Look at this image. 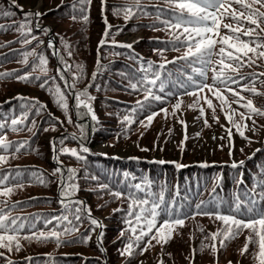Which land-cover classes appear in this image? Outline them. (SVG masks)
I'll use <instances>...</instances> for the list:
<instances>
[{
	"label": "trees",
	"instance_id": "16d2710c",
	"mask_svg": "<svg viewBox=\"0 0 264 264\" xmlns=\"http://www.w3.org/2000/svg\"><path fill=\"white\" fill-rule=\"evenodd\" d=\"M39 1L41 4L35 8ZM134 2L135 0H106L107 6L102 13L99 0H91L90 4L84 5H81L79 0H16V7L11 6L10 0H0V26H3L0 28V73L14 72L16 76L40 77V80H33L31 83L21 82L15 77L0 78V123L5 121L10 123L11 118L21 114L25 101L16 99L18 96L35 98L47 106L39 115H35L33 110L21 131L13 132L10 127L0 129V136L6 137L7 141L14 144L28 141L25 148L15 156L12 155L14 149H10L7 163L0 164V176L7 175L9 179L5 184L13 188L10 197H0V201H7L6 205L0 203V208H3L5 213H10L12 217L19 218L18 222L25 224V228L19 234L20 250L13 249L9 252L0 248V252L4 253V257H0V264H7L8 260L13 261L14 264H135L145 257L156 258L166 255L171 259L178 253L184 255L186 261L180 263L179 260L172 264H229V262L257 264L252 256L256 251L254 245L249 244L248 252L243 256L240 255L246 237L249 236L248 230H244L237 238L227 242L226 248L221 249L219 238L213 241L205 237L208 236L207 230L215 233L222 227V222L215 220L214 217L210 219L208 216L194 213L195 206L201 202L206 204L208 209H212L216 202H220L221 211L226 214L229 207L234 206L237 197L245 207L250 198L256 199L259 206L264 207V201L259 200L260 194L264 192V183H262L264 182V138L262 143L250 153L240 154L241 157L235 162L244 161V164L236 169L230 167L232 163L225 153L219 157L213 155L205 160L204 164L209 165L208 167H201L202 164H198L188 151L182 155L180 164L184 167L181 168H177L174 160L168 158L165 147L160 152V158L150 156L155 147L143 143H147L149 139V144H153L159 139L157 136L159 130L168 126L176 116V113L172 114L174 104L181 100V107L187 108L197 100L196 96L183 94L184 89L180 84L187 81L188 76L199 80L193 68H199L201 65L177 59L187 49L177 46V50L170 43L173 39V31L178 34L180 30H170L163 23L173 16V10L166 0H140L142 8L133 9V16L127 20L123 12L119 16L113 15L114 6L123 7ZM4 11L12 15L3 16ZM29 11L44 15L31 18L32 33L30 36H24L18 31V25L24 22V12ZM83 15L88 16L86 23L82 20ZM73 16L76 20L72 19ZM105 16L112 28L108 44L98 49L105 31ZM230 22V20L224 21V23ZM37 23L40 29H49L48 33L39 30L36 27ZM226 32L227 30L221 28V35ZM32 36L37 39L32 40L30 44L24 43L26 39L31 40ZM125 36H135L136 40L132 43H124ZM113 40L116 44H131L132 48L113 47L111 46ZM50 41L54 48L48 47ZM64 42L68 44V48H65ZM54 51L58 54L54 55ZM33 52L35 54L28 55L27 63H24L25 54ZM40 55L48 61L46 75L39 68H35L39 63ZM98 56L99 70H97ZM61 57L71 66V69L65 72V79L69 83H72L73 75L77 74L76 65L83 66V77L76 81L75 89L65 90L64 81L59 78L57 69L63 70ZM149 61L153 65L148 73L149 78H155V74L159 75L153 92L163 97V102H146L143 109L135 112L134 123L127 126L121 123L122 118L136 107L137 101H144L145 96L143 90H133L130 84L137 83L141 79L144 75L141 67H146ZM169 61L174 62L169 63ZM161 64L165 66L160 68ZM94 72L96 77L93 80ZM250 73L257 75L264 73V59L257 60L251 67H243L239 71V76L248 77ZM212 75L209 69L206 81L208 84L212 83ZM53 77L55 80L52 79ZM43 80H48L47 87L54 88L59 84L61 90L65 92L72 124H68L64 112L56 105L53 96L46 88L39 87V83ZM240 83L251 85V80L245 79ZM161 84L163 91L160 90ZM254 86L258 92L264 93V76H259ZM232 87L238 86L232 85ZM85 88L95 97L91 104L99 123L93 122L90 116H83L81 119L74 106V95L69 94V91L74 93ZM203 93L212 99L216 107V116L219 115L217 109L220 106L219 101L208 93L207 89ZM226 95L229 97L228 103L236 109L238 119H241L239 114L246 113L247 110L232 103L230 93ZM241 95L245 97L242 103L251 99L255 107L264 111V95H253L247 91L242 92ZM162 108L168 110L167 118L160 111ZM224 108H228L227 105ZM84 111L86 110L80 109L81 113ZM153 112H158L159 115L154 117L149 127H142L140 121L147 123L146 116ZM205 114L206 118L212 117V110L207 107ZM251 117L264 118L261 115ZM54 118L63 121V125L57 123ZM33 120L36 126L29 131ZM78 124L85 126L83 144L90 151L82 153L84 160H77L69 155H61L60 160L65 169L77 170L76 183L79 190L71 199L83 201L84 205L91 209V216L104 225L103 229H96L94 233L89 232L91 226L86 214L82 215L81 221L76 222L72 214L62 206L59 176L52 175L57 164L50 142L73 133L79 136L80 132L76 127ZM52 126H55V131L51 130ZM45 128L49 130L44 131ZM130 140H137L141 145L138 144L137 150L127 156L115 155L110 150L100 152L95 149L102 141L114 146L125 144ZM65 145L78 151L80 148V142L71 139L66 140ZM0 154L4 153L0 152ZM159 161L165 163L161 164ZM33 172L42 174L46 184L38 183L32 176ZM92 177L97 179L93 180ZM241 179L243 183L239 182ZM103 184L109 185L113 191H121L125 195L133 192L140 199L149 201L158 202L162 195L164 200L162 206L173 208L182 215L186 213L188 218L185 219L182 227H176L171 233V239L163 246L153 241L154 246L143 254H140L139 248L134 247L135 254L132 257L121 256L120 251L129 242L128 237L131 235L129 232L124 237H120L121 229L127 227L124 220L129 201L124 196L116 199L108 191H101L100 185ZM135 184H141L145 187V191L137 192L132 187ZM70 207L74 208L75 205ZM115 209L121 211L114 212ZM63 215H68L79 230L62 239L76 240L78 237L91 235L88 243L75 242L58 247L55 242L38 243L34 239L30 241L22 238L33 232H47L53 228L63 230L64 226H71L67 225V222L57 226L53 218ZM49 220H52V223L46 224L45 222ZM32 225L35 227L33 228ZM201 227L203 232L200 231ZM101 231L104 233L105 251L103 252L97 247L96 239ZM196 238L198 240L194 249L197 253L202 242L206 247L203 248L204 253L200 257L190 260L189 246ZM146 239L141 242V247ZM213 244L216 245V253L211 251Z\"/></svg>",
	"mask_w": 264,
	"mask_h": 264
},
{
	"label": "snow or ice",
	"instance_id": "6c2138e0",
	"mask_svg": "<svg viewBox=\"0 0 264 264\" xmlns=\"http://www.w3.org/2000/svg\"><path fill=\"white\" fill-rule=\"evenodd\" d=\"M168 5L173 10L172 19L163 21L167 28L170 30H180L177 34L173 31V39L170 43L173 44L174 48L177 46H183L187 50L180 57L179 60L190 61L193 64H199L201 67L193 68V72L197 74L200 78L199 80L193 79L192 76H188L187 81L182 82L180 87L184 89L185 95L196 96L197 100L189 105L190 108H197L199 106V93H203L207 89L208 93H211L215 97L221 107V111H224V106L231 110L232 114L225 112V119L236 129L242 138L248 139L244 135L241 123L233 119V115L236 113V109L231 108V104L228 103V95L230 93L232 97V103L237 104L239 107L246 109L245 112H241L239 115L241 121L251 119L252 115L264 116V111L254 106L253 101L248 99L246 102L245 97L241 95L242 92H250L253 95H264L260 93L255 88L254 84L259 76H264V73L257 75L256 73H250L248 77L239 76V71L245 67H251L256 63L257 60L264 59V0H166ZM11 6L16 7V0H10ZM81 5L90 4L91 0H79ZM106 0H101V12L103 13L106 9ZM142 8L140 0H135L133 4H128L123 7L113 8V15L119 16L121 12L124 14L125 20L133 16V9L140 10ZM23 12V8L20 9ZM83 12V9H81ZM3 16L12 15L7 11L2 13ZM43 13L40 12H24V22L18 25V31L21 35L30 36L32 33L31 18H39ZM76 20V17H72ZM82 20L86 23L88 21V16L83 15ZM225 20H230V23H224ZM105 31L98 44V49H102L108 44V38L110 36V30L112 26L108 23L106 16L104 17ZM236 25V26H234ZM3 26H0L2 28ZM36 27L43 31L45 34L48 33L49 29H40L39 23ZM221 28L227 30L226 34L221 35ZM247 38V39H245ZM37 39V37L32 36L31 40L26 39L24 43L30 44L32 40ZM63 40V38H61ZM65 48H68V44L64 42ZM113 47H127L132 48L131 44H116L113 40L111 42ZM48 47L54 48L53 43L50 41ZM178 50V48H177ZM35 53L25 54L24 63H27V56L34 55ZM54 55L58 54L54 51ZM71 55V52H69ZM215 57V59H213ZM39 63L35 68H39L45 75L47 74V59L40 55L38 56ZM174 61H169L173 63ZM61 63L63 65V70L57 69L60 80L64 81L65 90L75 89L76 81L83 77L84 69L82 65H76L77 74L73 75L72 83H69L65 79V72L71 69V66L67 64L61 57ZM152 62H147V66L141 67V71L144 75L141 77L137 83L130 84L133 90H143L145 93L144 101H137L136 107L132 111L122 118L121 123L130 126L134 123V114L138 109H143L146 102L150 101H161L163 102V97L156 95L153 92V87L156 86L159 75L155 74V78H149L148 73L152 69ZM165 65L161 64L159 67L163 68ZM99 56L97 59V70H99ZM35 68L33 70H35ZM209 69L212 71V83L208 84L206 81L208 79L207 73ZM15 77L21 82L31 83L33 80H40V77H30L29 75H19L13 73H0V78ZM96 77V72L93 73L92 79ZM55 80V77L52 78ZM250 79L251 85L241 84L240 82ZM48 80H43L39 83V87L45 89L53 96V100L56 105L64 112L68 124H72V118L68 114V100L65 92L61 90L60 85L56 84L55 87H47ZM232 85H237V88H233ZM92 85L90 84L89 87ZM222 86V88H221ZM160 90L163 91V85L161 84ZM70 95H74L75 99V109L78 116L82 119L83 116H90L93 122L99 123L98 117L92 107L91 101L95 97L91 96L88 89L85 88L83 91H75L74 93L69 91ZM169 95H174L169 93ZM18 100H23L25 103L22 105L23 111L18 117H13L4 123H0V129L10 127L13 132L23 130V127L29 120V114L35 111V115H39L43 110L46 109V105L42 104L39 100L35 98L26 97H16ZM204 100L207 107L212 110V119L219 122V118L216 116V107L213 105L212 99L207 95L204 96ZM182 101L178 102L173 106V115H175V110L181 107ZM83 108L86 111L80 112ZM165 114V118L168 116V110L162 108L160 110ZM200 117H205V111L203 107H199ZM159 115L158 112H153L146 116V121H140L142 127L147 128L151 125L154 117ZM57 123L63 125V121L59 118H54ZM184 127V140L181 141V150H183V144L188 139L187 136V124L184 121H179ZM255 124V121H253ZM205 127H209L207 118H204ZM36 122L32 121V127L29 131L35 128ZM79 129L80 135L77 136L75 133L71 135H65L59 139H53L50 143L52 145L54 159L56 161L57 167L53 170V176H59V186H60V203L62 206L72 214L73 220L76 222L81 221L82 215L86 214L90 223L89 232L94 233L96 229H103L104 225L98 221L96 218L91 216V209L84 205L83 201L73 200L72 196L79 190V186L76 183L77 170L75 168H64L62 161L60 160L61 155H69L76 158L77 160H84L85 157L82 153H89V148L84 146L83 140L85 138L84 131L85 126L82 124L76 125ZM232 127L226 128V137H221V139L228 140L229 155H232ZM243 127H247L244 124ZM45 128L44 131H48ZM51 130L55 131V126H52ZM171 134V130H169ZM143 135V133H141ZM197 136L199 133L196 134ZM74 140L80 142L79 151L76 148H69L65 145L66 140ZM215 139V137H213ZM28 141H23L18 144L7 141L6 137L0 136V164H6L8 161V153L10 149H14L12 155L15 156L19 153L21 149L25 148ZM224 146L221 145V148ZM142 151H148V149H141ZM257 151H260L257 149ZM138 159V158H131ZM251 159V157H249ZM163 164L165 161H159ZM244 161L233 162L230 167L233 169L242 167ZM207 164H202L201 167H208ZM177 168L184 167L179 163L176 164ZM65 172L67 175H65ZM32 176L40 184H46V181L42 174L33 172ZM9 179L7 175L0 176V197H10L13 192V188L6 186L5 182ZM93 180L97 179L92 177ZM243 183V179L239 181ZM264 183V182H262ZM137 192H144L145 187L141 184H135L132 186ZM101 191H108L110 195L116 199H120L124 196L125 199L129 201L128 210L126 213V218L124 223L127 225L126 228L121 229L120 237H124L126 233H131L128 237V243L125 245L123 250L120 251V255H127L132 257L135 254L134 247L140 249V254L148 251L150 247L154 246L153 241L156 244L168 243L171 239V233L175 231L177 226L182 227L185 223V219L188 218V214H181L175 211L173 208L164 207L163 196L161 195L159 201H149L148 199H140L133 192H128L126 195L121 191H113L109 185H100ZM260 201H264V192L260 194ZM0 203L7 204V201H0ZM75 205L74 208L70 207ZM195 215L208 216L210 219L215 218L222 222V227L218 229L215 233H209L206 239H211L216 241L219 238V246L221 249L227 247V242L234 240L244 230L249 231V236L246 237V242L244 247L240 250V255L243 256L248 252L249 244L255 246L256 251L252 253L253 259L257 261V264H264V207L259 206L256 199L250 198L247 201V206L242 205L241 201L237 197L234 206L229 207L227 213L225 214L221 211V203L216 202L212 209H208L207 205L201 202L197 204ZM243 209V210H242ZM115 211H121V209H115ZM57 226L67 222L63 230H57L53 228L47 232H33L31 235L22 237L26 240H35L38 243H48L55 242L59 247L62 244L68 243H88L91 239V235H84L78 237L76 240H66L62 239L64 236H71L73 233L77 232L78 227L73 224V220L69 219L68 215H63L53 218ZM19 218L12 217L10 213H5L3 208H0V248L7 249L11 252L13 249L19 251L21 245L19 240L21 239L20 233L25 228L23 222H18ZM46 224H51L52 220L46 221ZM34 228L35 225H32ZM203 232V228H200ZM138 233V234H137ZM103 237L104 233L101 231L97 239V247L103 252L105 251L103 247ZM147 238V239H146ZM143 247H141V242L145 241ZM206 247L203 242L201 243V250ZM211 251L213 253L217 252L216 245L211 246ZM0 257H4V253L0 252ZM7 264H14L13 261L8 260ZM159 264H163L161 260ZM231 264V262H229Z\"/></svg>",
	"mask_w": 264,
	"mask_h": 264
},
{
	"label": "rangeland",
	"instance_id": "374dc122",
	"mask_svg": "<svg viewBox=\"0 0 264 264\" xmlns=\"http://www.w3.org/2000/svg\"><path fill=\"white\" fill-rule=\"evenodd\" d=\"M100 1L101 0H99V2ZM40 4L41 3L39 1L35 8H37ZM134 40H136L135 36H125L123 38L124 43H132ZM199 95L201 98L199 97V106L197 108L180 107L175 110V118L168 126L159 130L157 135L159 139L155 141V143L153 142V144H149V139L147 140V143L142 142L144 145L155 147V150H153L150 156L160 158V152L162 148L165 147L166 155L168 158L174 160L175 165L177 163L180 164V161L183 158L182 155L185 151H188L190 156L194 157V160L198 161V164H204V161L209 157L213 155H217V157H219L223 153H225L229 161L233 163L241 157L240 154L250 153L254 148L258 147L262 143V139L264 138V118L251 117V119L245 118V120L241 121V119H238L236 113L233 115V119L241 123L244 135L248 138L245 139L242 138L236 129L225 119V112L232 114L229 108H224V111H221L219 108L220 106L217 107L219 111V115H217L219 122L217 123L214 121L211 116L207 117L208 124L210 126L205 127L204 118L206 117L197 118L200 117L199 107H203L204 111L207 109V104L204 100L205 94L201 93ZM179 121H184L187 124L188 139L183 144V150H181V141L184 140L185 130ZM253 121H255V124H253ZM244 124H247V127H243ZM229 127H232V155H229L228 140L221 139V137L227 136L226 128ZM169 130H171V134H169ZM197 133H199L198 136L196 135ZM213 137H215V139H213ZM138 144L141 145V143L137 142V140H130L125 144L113 146L106 141H102L96 145L95 149L100 152L110 150L115 155L127 156L137 150ZM221 145L224 147L221 148ZM215 159L219 160V158ZM207 233H213V231L207 230ZM197 240L198 238H196L192 245L189 246L190 260L194 259V257H200L204 253V249L201 250V247L198 253L196 252V249H194V246L196 245L195 242ZM183 256L184 255L178 253L174 255V257H171V259H169L166 255L157 256L156 258L145 257L137 261L135 264H159L161 260L163 261V264H172L173 262H178L179 260H181L180 263H183L186 261Z\"/></svg>",
	"mask_w": 264,
	"mask_h": 264
}]
</instances>
